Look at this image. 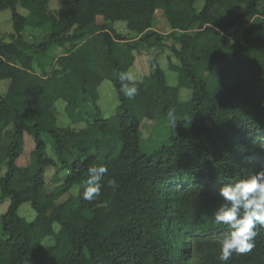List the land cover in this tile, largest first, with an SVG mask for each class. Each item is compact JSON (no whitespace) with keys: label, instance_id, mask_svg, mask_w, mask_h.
Here are the masks:
<instances>
[{"label":"trees","instance_id":"obj_1","mask_svg":"<svg viewBox=\"0 0 264 264\" xmlns=\"http://www.w3.org/2000/svg\"><path fill=\"white\" fill-rule=\"evenodd\" d=\"M51 1L0 0L14 30L9 42L0 37V84L9 81L0 93V200H10L0 215V264H221L216 239L227 227L212 219L218 189L264 167L255 143L264 137V0H201L200 9L199 0H59L56 8ZM158 12L166 36L152 30ZM241 20L251 24L233 40ZM119 21L143 36L128 41L106 25ZM27 26L48 32L29 43ZM165 38L177 84L155 56L148 74L125 81L138 90L125 97L120 74L130 76L134 52ZM106 80L118 99L108 117L98 103ZM60 100L64 126L54 112ZM162 116L169 142L147 153L142 121ZM26 135L34 147L24 166ZM100 165L107 168L101 195L85 201L88 168ZM50 167L66 170L53 187ZM109 179L119 187H108ZM26 203L32 220L19 213ZM257 233L255 247L228 264H264V227Z\"/></svg>","mask_w":264,"mask_h":264},{"label":"rangeland","instance_id":"obj_2","mask_svg":"<svg viewBox=\"0 0 264 264\" xmlns=\"http://www.w3.org/2000/svg\"><path fill=\"white\" fill-rule=\"evenodd\" d=\"M203 5V2L199 0L197 2V8L200 9ZM263 4H261L262 6ZM51 6L56 8L60 6L59 0H52ZM241 7L237 6L235 8L234 14L236 15L240 11ZM17 10L21 13L26 14L27 11L23 9L21 6H18ZM99 23H104L102 17H98ZM251 24V21L241 20L237 23V25L232 29V37L233 40L242 41L243 40V31L246 27H248ZM106 25H109L112 27L116 32L121 34L124 38H126L128 41L135 42L139 40L143 35L138 34L136 32H133L127 28V25L125 22L119 21V22H107ZM152 30L157 31L158 33L166 36L169 31L170 27L165 18L162 16L161 12L157 13L155 25L152 28ZM13 22H12V14L10 10H5L3 12H0V37L3 38L5 42L10 41L9 35L13 33ZM48 32V27L43 28H36L27 26L23 31L24 39L29 43L34 42H40L46 33ZM172 44V40L169 38L164 39V45L163 46H152L147 48H141L140 51H135V64L131 68V77L135 80H140L145 74H148L152 67L150 66V60L153 57H157L158 62L160 65L164 68L166 72L167 81L171 85L177 84V74L170 69H168L169 61H176L175 56L172 54L171 50L169 49V45ZM36 68L38 69L37 65ZM107 83L112 87V95L110 97L103 94V90L100 91V99L98 101L99 106L102 110V114L105 117H108L114 113L115 107L118 104V99L115 93L114 86L110 80H106ZM9 81H3L2 84H0V93H4L7 89ZM188 92L185 93L184 97H188ZM64 101L60 100L56 103L54 107V112L56 113L58 117V124L59 125H67L70 121L67 118L65 112H64ZM91 110V108L88 106L86 107ZM83 126V123L80 124H74L73 127H81ZM141 147L142 149L147 152L151 153L159 148L165 143L169 142V136L171 133V128L169 125L168 118L165 116H162L158 119L151 120L145 118L142 121L141 127ZM26 150L25 153L20 157L19 164L20 165H27L30 160V153L34 147V142L31 136L26 135ZM48 152L50 155H53L50 146L48 147ZM4 174V170H0V178ZM66 170L64 171H58L55 167H50L46 170V182L48 187H53L54 185L58 184L60 180L65 176ZM79 191L78 186H74L70 190V194L77 195ZM68 195L64 196L62 199L67 198ZM10 203L9 198H3V200H0V215L4 213L7 210V207ZM19 213L24 216L27 220H32L35 217V212L32 209L31 205L29 203L23 204L20 209ZM58 226H56V229ZM43 244L45 247H49L54 244L53 237H47Z\"/></svg>","mask_w":264,"mask_h":264},{"label":"clouds","instance_id":"obj_3","mask_svg":"<svg viewBox=\"0 0 264 264\" xmlns=\"http://www.w3.org/2000/svg\"><path fill=\"white\" fill-rule=\"evenodd\" d=\"M120 80L123 95L134 98L137 87L125 82L132 80V77L122 73ZM168 118L173 127L177 122L174 114L170 112ZM255 143L264 150V137ZM106 173L107 168L102 165L88 168V178L83 186L82 198L85 201L92 202L101 195ZM107 186L113 189L119 187L114 179H109ZM217 194L221 203L212 214V219L215 224L227 227V231L216 239L219 246L217 259L221 264H228L234 253L246 254L255 247L257 228L264 227V167L234 183L223 184Z\"/></svg>","mask_w":264,"mask_h":264},{"label":"crops","instance_id":"obj_4","mask_svg":"<svg viewBox=\"0 0 264 264\" xmlns=\"http://www.w3.org/2000/svg\"><path fill=\"white\" fill-rule=\"evenodd\" d=\"M130 76H131V70H130ZM101 90H103V94L106 95L107 97L108 96L110 97V95H112V87L106 81H104L101 84V86L99 88V93Z\"/></svg>","mask_w":264,"mask_h":264}]
</instances>
